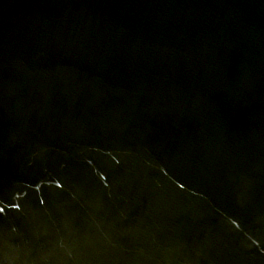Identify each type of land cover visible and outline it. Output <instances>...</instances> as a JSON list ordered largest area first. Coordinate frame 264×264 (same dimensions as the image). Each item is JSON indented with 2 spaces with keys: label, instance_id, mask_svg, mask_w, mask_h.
<instances>
[{
  "label": "water",
  "instance_id": "95a60500",
  "mask_svg": "<svg viewBox=\"0 0 264 264\" xmlns=\"http://www.w3.org/2000/svg\"><path fill=\"white\" fill-rule=\"evenodd\" d=\"M0 264H264V0H0Z\"/></svg>",
  "mask_w": 264,
  "mask_h": 264
}]
</instances>
